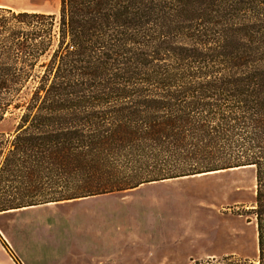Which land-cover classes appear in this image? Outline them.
I'll return each mask as SVG.
<instances>
[{"label": "trees", "instance_id": "1", "mask_svg": "<svg viewBox=\"0 0 264 264\" xmlns=\"http://www.w3.org/2000/svg\"><path fill=\"white\" fill-rule=\"evenodd\" d=\"M0 13V125L23 111L10 139L0 132V212L253 167L257 261L195 264H264V0ZM45 55L28 100L11 104Z\"/></svg>", "mask_w": 264, "mask_h": 264}, {"label": "rangeland", "instance_id": "2", "mask_svg": "<svg viewBox=\"0 0 264 264\" xmlns=\"http://www.w3.org/2000/svg\"><path fill=\"white\" fill-rule=\"evenodd\" d=\"M59 1L0 0V9L57 18ZM48 58L21 79L11 104L28 100L37 85L32 75L41 74ZM9 63L22 66L18 58ZM9 111L0 125L4 139L23 112L12 105ZM255 193L253 167L203 173L42 207L33 220L0 215V238L19 264H195L208 255L257 261Z\"/></svg>", "mask_w": 264, "mask_h": 264}, {"label": "crops", "instance_id": "3", "mask_svg": "<svg viewBox=\"0 0 264 264\" xmlns=\"http://www.w3.org/2000/svg\"><path fill=\"white\" fill-rule=\"evenodd\" d=\"M84 199V198H83ZM81 200V199H77ZM74 201V200H72ZM64 202H70V201H64ZM62 202L58 203H48L44 205H38V206H30V207H24L20 209H12L0 212V215H10L13 213H23L26 216H28L30 220H33L36 216L40 215V213L45 212L46 210H40L43 209L42 207H48L50 205L60 204ZM5 241L0 238V264H19L16 259L13 258V255L7 245H5ZM217 255H208L205 256V258H216Z\"/></svg>", "mask_w": 264, "mask_h": 264}]
</instances>
